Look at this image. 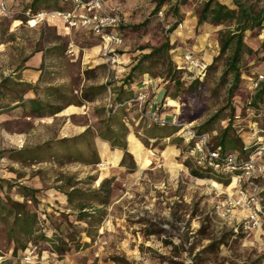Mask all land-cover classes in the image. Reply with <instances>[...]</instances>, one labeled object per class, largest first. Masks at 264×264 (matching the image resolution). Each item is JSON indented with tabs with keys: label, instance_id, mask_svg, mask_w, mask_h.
Listing matches in <instances>:
<instances>
[{
	"label": "rangeland",
	"instance_id": "rangeland-1",
	"mask_svg": "<svg viewBox=\"0 0 264 264\" xmlns=\"http://www.w3.org/2000/svg\"><path fill=\"white\" fill-rule=\"evenodd\" d=\"M29 1L18 0L17 7L25 8ZM48 1L50 7L63 6L59 0ZM219 1L235 8L232 0ZM244 1L255 9L264 7V0ZM203 2L187 0L179 6L177 15L180 19L176 20L170 11L174 0L166 1L161 7L162 17L158 11L153 12V0L143 3L139 0L125 1L123 10L127 12L128 20L122 47L129 54L130 62L135 55L160 45L167 36L172 49L189 46L191 41L183 40L175 31L181 28L175 27L168 33L169 28L165 25L182 19L185 21L189 9L198 16ZM144 20L147 21L143 26L131 28ZM208 24V32L217 42L215 57L219 52V30L225 28L227 23ZM202 32V27L196 30V34ZM244 41L251 51L243 55L240 82L228 103L234 106L238 114L236 123L243 128L237 132L248 141L247 133L257 128L263 129L255 134H261L256 138L260 140L264 139V101L256 111L250 109L249 112L247 108L253 94L251 79L264 74V22L261 27L247 30ZM69 49H72V54L68 52ZM124 50H119V53H124ZM174 53L177 51H168L145 63L149 77L158 84L164 83V93L166 90L174 91L173 81L163 77ZM225 58L226 54L222 55L207 72V90L197 102L200 116L189 122L181 121L184 126L179 128L178 125L170 135L153 138L147 133L151 124L142 115L151 108H147V103L132 101L126 106H119V109L113 105L114 88L122 79L124 65L122 62L112 68L104 61L98 36L85 29H72L65 34L61 27H55L51 22L31 26L25 20L20 23L0 17V81L8 79L7 89L0 95V195L24 201L19 193V185L37 189V203L28 200L27 205L39 219L44 217L45 210L49 213L52 222L47 220L46 225L48 233H51L53 225L64 231L73 229L69 228L70 224H83L74 220V205L69 204L66 196L56 187L72 177L77 187L93 190L98 188L103 178L110 179L109 202L103 206L104 212L97 230H92L91 245L81 250L73 248L60 255L52 248L53 244L40 240L37 245L31 244L18 260L12 258L11 245L5 238L9 223L5 216L0 215V264L5 259L12 260L11 264H78L83 260L85 264H264V239L261 233L244 237L239 229L235 230L239 221L237 211L230 219L221 217L217 212L234 188L226 190L227 185L218 181L221 187L216 188L211 185V181H216L212 177L193 175L192 169L197 164L188 154L190 138L184 136L179 139L189 125L195 127L217 111L219 117L212 128L219 129L227 123V87L230 78L225 83L219 80ZM144 76L139 74L137 80ZM91 85H105L106 89L94 95L93 101L77 105L81 89ZM50 86H62L68 91L65 98L73 99V103L57 114L38 116L31 113L28 107L13 101L19 96L34 97L36 93L47 100L44 89ZM65 98L55 100V96H52L48 100L62 104ZM152 98L153 94L149 97L147 93L146 100ZM176 101L177 106L160 108V112L170 110L168 116L174 112L179 114L183 103ZM113 108L117 109V116L112 120L113 127L126 128L124 139L127 150L142 159L141 165L133 155L134 164L129 159L125 165H119L120 159L117 164L102 159L98 141L106 142L112 150L120 149L112 147L98 134V128L103 129L107 110ZM78 135L82 137L75 146L81 152L75 151L70 156L65 151L61 152L57 141ZM44 144L54 148V156L34 163H22L10 158L16 149ZM95 151L99 158L94 163ZM104 162H108V165L104 166Z\"/></svg>",
	"mask_w": 264,
	"mask_h": 264
},
{
	"label": "trees",
	"instance_id": "trees-1",
	"mask_svg": "<svg viewBox=\"0 0 264 264\" xmlns=\"http://www.w3.org/2000/svg\"><path fill=\"white\" fill-rule=\"evenodd\" d=\"M59 1L62 4V0ZM166 1L168 0H153V12L160 10ZM174 1L175 3L172 5L170 11L174 18L179 20L180 17L177 15L179 6L185 4L187 0ZM232 2L235 5V8H231L224 3H221L219 0H204L198 11V25L204 22H208L213 25L227 23L225 28L219 30L218 55L215 56L212 63L209 64L203 79H187L183 77V72L175 68L174 60L170 57L163 77H166L167 80L173 81L174 91L171 92L166 90L162 97L164 101H160L158 103L160 108L163 109L165 108L166 101L172 100L174 105L177 106L178 103L176 100H179L183 103L181 111L178 114L180 122L183 120L189 122L198 118L200 116V111L198 110L199 106L197 105V102L207 90V72L222 55L226 54L224 68L219 80L221 83H225L227 82V78H230V81H228L229 86L227 87V106L229 108L227 123L219 129L212 128L215 120L219 117V111H217L214 114L209 115L202 123L194 128L198 133H210V145L213 149H217L222 152L232 151L235 152L238 157H246L253 151L256 146L257 139L255 137H248V141H244V138L237 132L236 128V125L239 123H236L235 116L238 114L235 113L236 111L234 106L228 102L233 97L234 91L240 82V63L243 55L245 52L247 53L251 51L244 41L245 32L262 26V23L264 22V7L255 9L254 6L248 4L244 0H232ZM49 5L50 3L48 0H30L27 7H30L32 10L54 8ZM59 8H64V5ZM146 21L147 20H144L143 23L139 25H133L131 28L137 29L143 26ZM178 22L176 23L175 21L171 24V27L168 29V33L175 29ZM125 26L126 24H122L119 27V31L123 35L124 29H126ZM171 50L172 45L169 37L167 36L160 45L152 46L148 52L140 53L139 55L134 56V59H132L124 70L119 85L114 88L112 103L117 109H119V106H126L129 104L131 102L129 100L135 98L136 95L142 91V86L139 85L142 83L137 80V77L139 74H144L145 77H149V69L145 66V63L149 60H154L153 58L155 56L165 54ZM7 81V78L0 81V95H3V91L7 89ZM134 84H138L139 86L136 88L134 87ZM29 89L34 90L33 87H30ZM105 89V85H91L83 87L81 89L79 99L76 100V104L82 105L85 101H93V96L102 93ZM44 91L48 97L47 100L41 99L38 96V93H36L34 97L19 96L18 99L13 101H17V104H22L23 106L28 107L31 113L38 116H44L45 114H57L73 103V99L69 100L66 99L68 97L65 98L68 91L66 92L62 86H50L45 88ZM52 96H55V100L65 98L66 101L62 104L53 103L48 100ZM189 99H191L190 103L188 102ZM263 101L264 80L260 81L258 87L253 91L252 97L250 101H248V108L256 111L260 108V103ZM149 102H151V100L145 101L147 106ZM117 109L113 108L107 110L105 119L103 120V129L98 128V134L104 140L109 141L112 147H119L122 149L123 153H121L120 149H110L106 142L103 141H98L99 152L104 161H114L117 164L120 159L119 165H125L127 159H129L131 164H134V156L136 162L141 165L142 159L136 154H133L131 150H127L124 139L126 135V128L116 129L113 127L112 120L117 116L115 114ZM160 115H162L161 112ZM150 124L151 127H149L147 133L153 138H160L165 134L170 135L177 127V125L158 126L154 123ZM87 129L88 127L86 130ZM184 136L188 137L187 131L181 134L179 139ZM81 137L82 135H78L73 138H62L57 141L59 146L58 148L61 152L65 151V153L69 156L75 151L81 152L77 150L75 146L79 143ZM193 142L194 139L189 140V147L193 145ZM12 153L13 154L10 155V158L22 163L39 162L42 161V158L44 157L55 155L54 148H51L48 144L36 146L34 148L16 149ZM62 154L64 155V153ZM98 158V153L95 151L93 153V162H97ZM192 174L199 177L210 176L224 185H228L230 181V177H225L218 172L212 171V169L208 167L195 166V169H192ZM0 182L1 187V179ZM76 184L77 183L73 180V178L69 177L66 182L56 187V189L66 196V200L69 204L74 205V220L76 222H83V224H70L69 228L72 227L73 229H65L64 231L61 230L59 226L53 225L54 230L51 233H48V226L46 225L47 220L52 222V218L49 213L45 210L43 213L44 217L39 219L38 215L32 212L27 205L28 200L34 204L37 203V189L30 188L26 185H19V193L24 198V201H18L11 199L10 197H2L0 195V215L5 216L7 222L9 223V227H7L5 231V238L6 242L11 245L10 249L12 258L19 260L22 253L27 252L31 244L37 245L40 240L53 244L52 248L60 255H63L65 252L70 251L73 248L81 250L91 245L93 241L92 230H97L104 212L103 206L109 202L110 179L103 178L100 181L98 188L93 190H83L77 187ZM86 208H90V210H86ZM218 242L219 241L216 243ZM11 262L12 260L5 259L2 263L11 264ZM78 264H85V262L83 260Z\"/></svg>",
	"mask_w": 264,
	"mask_h": 264
},
{
	"label": "built area",
	"instance_id": "built-area-1",
	"mask_svg": "<svg viewBox=\"0 0 264 264\" xmlns=\"http://www.w3.org/2000/svg\"><path fill=\"white\" fill-rule=\"evenodd\" d=\"M13 0H0V17L9 18L20 23L25 20L29 25L35 26L43 22L59 24L63 33L67 34L72 29H85L101 39V56L112 68L122 64L120 48L124 44L123 34L119 31L120 25L124 24V17L119 7L113 4L114 0H62L64 8H41L32 10L30 7H17L12 4ZM150 1V0H140ZM163 16V9L158 10ZM179 21L178 28L182 27ZM167 23L165 27L170 28ZM73 53L72 49L68 50ZM175 68L183 72L187 79H203L209 62L198 56L192 50H184L177 60H174ZM264 80V74L260 73L251 79L250 89L254 91L260 81ZM143 85H148L150 79L143 77ZM147 98L146 91H140L135 101L142 104ZM247 111H251L247 108ZM150 123L158 126L181 124L176 112L170 116L160 115V106L156 103L149 111L142 114ZM238 118V116H235ZM190 126V125H189ZM187 127L188 137L194 139L193 145L188 148V154L193 156L197 166L208 167L225 177H230L233 187L226 190L234 191L227 194L218 214L230 219L234 212L239 213V232L244 237H250L255 232H260L264 239V139L257 140L253 151L246 157H238L232 151H219L210 145V133H198L192 126ZM237 131L243 128L236 125ZM261 131V130H257ZM28 259V257H25Z\"/></svg>",
	"mask_w": 264,
	"mask_h": 264
},
{
	"label": "crops",
	"instance_id": "crops-1",
	"mask_svg": "<svg viewBox=\"0 0 264 264\" xmlns=\"http://www.w3.org/2000/svg\"><path fill=\"white\" fill-rule=\"evenodd\" d=\"M125 1H128V0H114L113 4H115L119 7V9L121 10L123 17H124V24H127L126 23V21L128 20L126 17L127 12H125L123 10V5H126ZM143 2L144 1H140V3H143ZM11 3L14 5H17L18 0H13ZM185 18H186L185 21H183V19L181 20V22L183 24L181 29H176L175 31H178V34H180L184 38L183 40H186V41L190 40L191 42H189V46H185V47L179 46V47L172 49L171 50L172 52L177 51V53H174L175 54L174 58L172 55L173 60H177L180 57V55L182 54V52L184 50L188 49V50H192L198 56H201L202 58L206 59L209 63H211L214 55L216 54L217 42H216V39L212 40V37H211L210 33L208 32L209 31L208 27H210V25L207 22H204V23L198 25V23H197L198 16L196 14H194L191 9H189L187 11ZM51 24L55 27H60L59 24L52 23V22H51ZM201 27L204 28V32H202L200 34H196V30L199 31L201 29ZM185 37H187V38H185ZM179 49H181V51H179ZM120 50H124V47H121ZM122 58H123V60H122L123 65H124V67L122 69L125 70L127 65L129 64L130 60H131L129 54L125 53V50H124V53H122ZM146 78L150 79V83L146 86L143 84H139V85L142 86L143 91H146L149 94V97L151 94H153V98L151 99V103L149 102L148 106H147V108H150V107H152V105L161 101V99L163 97V93H164V88H163L164 83L158 84L155 79H153L151 77H146ZM142 79L143 78H141V80ZM141 80H140V83H141ZM139 85L137 84V85H135V87L137 88ZM169 106H171V103L168 100L167 103H165V108L166 107L169 108ZM161 114L168 116L170 114V110L169 111H163V112H161ZM249 124H251V126H254L252 123H249ZM257 130L263 131L262 129H256L252 133H247L248 134L247 138L248 137L249 138L254 137V136H256L255 138L261 137V134L255 135L256 133L261 132V131H257ZM245 142H247V141H245Z\"/></svg>",
	"mask_w": 264,
	"mask_h": 264
},
{
	"label": "bare ground",
	"instance_id": "bare-ground-1",
	"mask_svg": "<svg viewBox=\"0 0 264 264\" xmlns=\"http://www.w3.org/2000/svg\"><path fill=\"white\" fill-rule=\"evenodd\" d=\"M146 77H148V76H146ZM169 102L171 103V106H175L172 100H169ZM103 165H104V166H107V165H108V162H104ZM104 166H103V167H104ZM211 185H212L213 187H216V188H220V187H221L220 183H218L217 181H211ZM231 187H233V183H231V184L228 186V188H231Z\"/></svg>",
	"mask_w": 264,
	"mask_h": 264
}]
</instances>
